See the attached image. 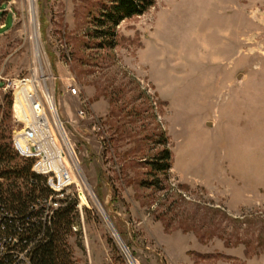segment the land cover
Segmentation results:
<instances>
[{
  "label": "rangeland",
  "instance_id": "rangeland-1",
  "mask_svg": "<svg viewBox=\"0 0 264 264\" xmlns=\"http://www.w3.org/2000/svg\"><path fill=\"white\" fill-rule=\"evenodd\" d=\"M103 2L0 0V76L48 77L62 123L72 262L264 264V0H154L98 50L87 20ZM164 141L171 168L143 188Z\"/></svg>",
  "mask_w": 264,
  "mask_h": 264
},
{
  "label": "trees",
  "instance_id": "trees-1",
  "mask_svg": "<svg viewBox=\"0 0 264 264\" xmlns=\"http://www.w3.org/2000/svg\"><path fill=\"white\" fill-rule=\"evenodd\" d=\"M154 5V0H105L98 11L89 15L86 30L92 48L111 50L115 45V28L122 21L142 16ZM10 111V101L7 103ZM11 136L0 133V240L11 247L10 239L16 238L18 245L10 251H27L32 264H74L67 248L65 237L70 233L74 202L56 210L50 222L39 216L33 204L47 198L51 192L42 178L30 173V162L19 159L12 151ZM162 150L147 163V178L150 182L143 188H158L157 177L164 176L171 168V156L165 141L159 142ZM9 216L11 218H9ZM12 257V256H11Z\"/></svg>",
  "mask_w": 264,
  "mask_h": 264
},
{
  "label": "built area",
  "instance_id": "built-area-1",
  "mask_svg": "<svg viewBox=\"0 0 264 264\" xmlns=\"http://www.w3.org/2000/svg\"><path fill=\"white\" fill-rule=\"evenodd\" d=\"M35 75L17 81L0 76V113L6 103H4L5 97H10L13 120L23 125L22 129L11 136L10 145L19 159L30 162V173L42 178L51 192L50 196L39 199L33 204L35 211H41L39 217L45 222H50L53 213L70 199V190L75 184V177L62 123L53 96L46 85L48 77L44 76L40 84ZM22 86L29 89V108L33 120L28 123L18 120L15 112V93ZM67 90L71 96H77L79 93L71 84L67 85ZM77 116L83 119L85 112L80 110ZM98 125L97 122L95 127L98 128ZM3 216L0 209V219ZM10 241V248L18 245L16 238H11ZM10 248L6 247L4 240H0V264H32L27 251H20V248L10 251Z\"/></svg>",
  "mask_w": 264,
  "mask_h": 264
},
{
  "label": "bare ground",
  "instance_id": "bare-ground-1",
  "mask_svg": "<svg viewBox=\"0 0 264 264\" xmlns=\"http://www.w3.org/2000/svg\"><path fill=\"white\" fill-rule=\"evenodd\" d=\"M22 87H25V86H22ZM20 88H21V87H19L18 90H17L16 93H15V112H16V113H17V111H16V110H17V109H16V105H17L16 102H17V98H18V96H20V94H19V90H20Z\"/></svg>",
  "mask_w": 264,
  "mask_h": 264
}]
</instances>
